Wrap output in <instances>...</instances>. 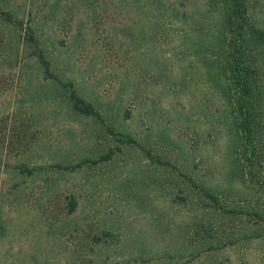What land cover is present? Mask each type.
Wrapping results in <instances>:
<instances>
[{
    "label": "rangeland",
    "instance_id": "374dc122",
    "mask_svg": "<svg viewBox=\"0 0 264 264\" xmlns=\"http://www.w3.org/2000/svg\"><path fill=\"white\" fill-rule=\"evenodd\" d=\"M124 1L0 0L38 28L60 79L124 134L73 114L28 56L23 31L0 24V264H264V218L254 214L264 208V164L254 180L237 177L230 134L213 119L221 101L178 46L191 23L162 28ZM255 3L264 13V0ZM146 149L182 157L225 208L154 184L164 170Z\"/></svg>",
    "mask_w": 264,
    "mask_h": 264
},
{
    "label": "trees",
    "instance_id": "16d2710c",
    "mask_svg": "<svg viewBox=\"0 0 264 264\" xmlns=\"http://www.w3.org/2000/svg\"><path fill=\"white\" fill-rule=\"evenodd\" d=\"M121 1L125 3L124 0ZM129 1L140 2V10L142 14L145 12V16L152 14L161 17L162 28L179 21L191 23L190 27L186 25L183 28L178 46L184 51L182 52L184 59L187 58L198 65L201 74L211 82V89L221 101L222 110L213 119L230 134L234 162L240 169L237 177L243 182L246 178L256 179L264 164L263 11L256 9L255 0H206L211 8L202 12L190 7L185 0ZM17 15L13 9L0 4V24H10L15 29L23 31V45L28 50V56L43 70L46 78L59 83L72 113L93 118L100 126V132H105L106 135H124L114 126L110 114L105 121L107 124L102 121L104 120L101 116L102 105L82 94L72 80L60 79V74L56 71L54 61L46 47V41L38 28L30 24V20L28 24H24V19ZM207 15H212V22L206 21ZM201 18L203 19L200 20ZM146 150L147 158L153 165L156 167L159 164L164 170L161 171L162 175L159 178L153 177L154 184L159 183L163 186L167 184L168 189L177 187L183 193L181 198H184L185 202L190 201L194 204L202 202L205 206H210V203L206 202H213L214 205H220L222 192L206 186L205 181L187 166L182 157L180 160L177 159L179 157H175L172 161L162 159L164 156L160 158L158 152L151 153ZM111 154L113 150L109 149L102 158L110 159ZM81 163L78 161L72 165L56 166L60 170H75L80 168ZM25 170L33 173V168L26 167ZM257 192L264 193V182L257 186ZM69 202L70 208L74 209L75 199L72 197ZM220 207L225 208L221 205ZM258 207L254 214L263 219L264 208Z\"/></svg>",
    "mask_w": 264,
    "mask_h": 264
}]
</instances>
